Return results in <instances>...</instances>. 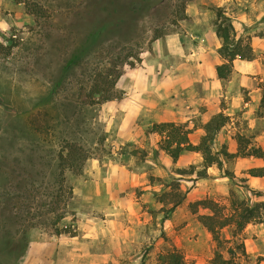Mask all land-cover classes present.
<instances>
[{"label":"rangeland","instance_id":"rangeland-1","mask_svg":"<svg viewBox=\"0 0 264 264\" xmlns=\"http://www.w3.org/2000/svg\"><path fill=\"white\" fill-rule=\"evenodd\" d=\"M25 1L28 7L0 0V264H27L19 255L24 244L56 234V228L70 234L76 219L71 207L80 203L73 199L74 188L118 168L137 179L145 175L146 189L129 190L151 215V241L140 246L137 264H151L170 248L178 249L187 264H212L216 244L198 220L211 211L200 202L228 213L233 199L258 204L263 215L239 232L222 228V238L229 239L223 244L233 248L238 264H264V175L249 174L253 166L264 168V157L236 154L238 135L247 139V148H262L264 119L256 108L264 72L234 71L209 88L208 105L201 101L195 107L192 101L199 75L209 77L212 50L221 44L219 38V44L211 40L217 8L230 18L236 36L249 38L257 50L253 60L264 66V0ZM113 21L110 31L101 29L98 40L88 43L100 24ZM200 41L209 53L198 54ZM203 59L209 60L202 71ZM105 66L110 78L119 75L110 89L113 97L98 102L99 95L89 94L91 72ZM156 77L167 83L160 103L170 113L192 107L190 117L175 122L191 132H200L206 110L228 116L211 142L220 167L214 164L201 176L200 153L170 161L159 148V136L150 131L157 122L149 112ZM61 131L66 137H59ZM68 144L77 153L59 189L51 171L59 170L58 154ZM58 213L64 216L54 226Z\"/></svg>","mask_w":264,"mask_h":264},{"label":"crops","instance_id":"crops-1","mask_svg":"<svg viewBox=\"0 0 264 264\" xmlns=\"http://www.w3.org/2000/svg\"><path fill=\"white\" fill-rule=\"evenodd\" d=\"M212 37V42L219 44V39L215 33L212 34ZM202 42L200 41L199 46L196 48L198 54L200 53L201 55L202 53H209L207 49L208 45L206 46ZM252 48L255 52L257 51L254 47ZM212 51L213 54L211 57L214 61L211 67H207L209 77L203 74L199 75V82L195 84L197 89L192 93H195V97L192 100L195 103V107L201 101H205V104L208 101H212L205 94L209 93L210 87L219 86L221 82L217 78L215 66L223 62L224 59L222 60L219 54H216L217 51L214 49ZM208 60L206 59L205 61L203 59L200 63L201 66L199 67L202 71ZM232 68L233 72L231 71V73H234V71L246 73L248 68L252 72H258V69L260 74L264 72L263 64H258V61L253 59L245 60L235 58L232 62ZM195 72H198L197 68H195ZM262 76L261 79L264 80V75ZM153 85V92L150 93L154 103L151 104L153 108H150L149 112L155 122L185 121L187 115L190 117L188 112L192 111L190 110L192 107L185 106V111L181 109V113L179 111V113L173 114L160 103L162 99L164 100L163 95L167 94L168 89L166 87L167 83L162 77H156L153 80ZM206 112L202 118L204 121H207L212 115L217 113L218 109L212 111L206 110ZM261 118L264 119V115ZM198 128L197 130L200 132L194 130L188 134L189 141L193 144L199 141L194 140V134H203L202 129ZM258 142L261 143L262 149L264 150V140H258ZM192 154L199 155V152L184 151L177 158V161L179 159L185 161ZM258 158L260 157H256V159ZM169 159L172 161L171 157ZM144 176V174H139V179H137L136 175L128 174L123 168H118L115 173L111 172L105 175L96 173L93 179H90L81 186L75 187L73 190V199L78 198L80 203L78 202V205L71 207L76 218L73 224V231L70 234L59 233L42 237L38 236L29 241L27 251L24 254L26 263L134 264L136 262L135 264H137L142 256L140 246L151 241L148 224L151 220V215L147 210L149 206L143 207L139 203L138 198L131 196L133 191L130 192L129 190L137 185H141V189L143 190L146 189L144 185L145 180L142 178ZM102 196L107 199L104 205H101ZM170 227L167 226L168 229ZM153 239L154 237H152Z\"/></svg>","mask_w":264,"mask_h":264},{"label":"trees","instance_id":"trees-1","mask_svg":"<svg viewBox=\"0 0 264 264\" xmlns=\"http://www.w3.org/2000/svg\"><path fill=\"white\" fill-rule=\"evenodd\" d=\"M16 2L23 1L27 6V1L25 0H15ZM28 7V6H27ZM30 13L36 14V11L31 9ZM112 18V17H111ZM215 34L220 39V46L217 49L218 54L224 59L223 62L215 66V72L217 78L224 83L230 76L232 71V62L235 58L252 60L255 57L254 50L250 44L248 37L236 36L233 24L230 18L223 13L219 8L216 10L215 18ZM112 26H107L100 24L93 36L90 38L89 42L94 43L102 34L101 29L111 30V27L115 25V21L108 23ZM108 67H101L98 71L94 69L91 72L92 81L89 86L90 95H99V101H105L111 99L113 95L110 93V89L115 82L116 77L110 78L108 73ZM105 85L106 87H104ZM257 113L260 116L264 115V90L261 93L259 100V105ZM228 116L224 115L222 112L212 115L207 121L202 124L203 134L200 136L199 141L196 144H193L189 141L188 134L192 131L191 128L187 127L185 123H175L173 121H163L158 123H153L150 127V131L156 133L159 136L158 146L160 149L164 150L173 161L184 151H196L199 152L202 156V169L197 171L198 175L204 176L205 170L209 166L215 164L218 167L221 166L222 161L219 157L218 152L212 151L211 142L214 139L216 133L227 121ZM65 133V132H64ZM63 131L59 134V137H66ZM68 133V132H66ZM243 140V143H242ZM237 152L236 154L242 156H255V157H264V150L259 146H250L247 148V139L242 135L237 136ZM77 153L75 149H72L71 144H68L66 147H63L60 153L58 154L57 162L55 167L59 170L51 171V176L53 181L58 185V188H62V183L64 181V171L66 167L73 165L71 158L73 153ZM74 153V155H75ZM224 155H227V152H224ZM75 156L73 160L75 161ZM84 156L78 158V163H82ZM176 171L182 173L185 171V168H176ZM249 174L253 176L264 175L263 167H253L249 169ZM59 197V196H55ZM181 198L172 200V207L176 206L180 202ZM206 208H208L211 213L208 214H199L198 220L201 224L211 233L212 239L216 244V250L212 258V264H238V261L235 258V252L232 247L224 246V242H228L229 239H223L220 230L225 226H232L235 232L243 230L246 224L253 221H261L263 213L258 204H247L244 200L233 199L231 201L230 212L220 213L216 209L215 204L208 202L206 200H201L200 202ZM64 216L63 213H58L57 216L52 221V224L55 226L61 218ZM55 233H61V230L58 228L55 229ZM24 237V236H23ZM27 242V241H26ZM25 243L22 247L19 255L25 254L27 248ZM241 244V252L244 251ZM223 248V250H219ZM19 257V256H18ZM140 264H145L141 261ZM151 264H187L183 258L182 253L176 248H170L163 252H160L157 255L155 262Z\"/></svg>","mask_w":264,"mask_h":264}]
</instances>
